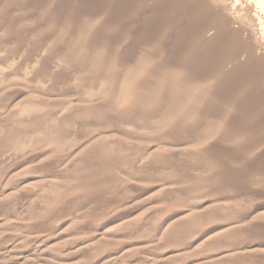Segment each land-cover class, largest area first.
I'll list each match as a JSON object with an SVG mask.
<instances>
[{
  "label": "bare ground",
  "instance_id": "6f19581e",
  "mask_svg": "<svg viewBox=\"0 0 264 264\" xmlns=\"http://www.w3.org/2000/svg\"><path fill=\"white\" fill-rule=\"evenodd\" d=\"M27 38H29V40H31V39L35 40L33 42V44L30 43L32 45H35L34 43L36 41H38L39 47L42 50L45 49L44 53H46L47 51L52 53V54L47 53L48 55H50L49 59H48V56L46 54H44V55H46V57H47L46 59H48V60L43 58V59H45L44 62H43V59H41L42 62L39 61L40 59H38V61H39L38 62L37 61L38 56H36L37 58L35 57L36 58V60H35L32 56H35L37 53H35L34 55L32 54L34 51L31 50V48H32L31 46H28L27 49H29V47H31L28 50V52L24 51V50H26V49H24L25 47H23L22 49H24L23 50L24 52H27L26 53L27 55L29 54V52L33 51L32 53H30V54H32V56L29 54L32 59L30 57H29L30 59L25 58V57L23 58L24 52L20 49L19 44L24 43L23 39L27 40ZM26 40H24V41L26 42ZM27 42H30V41L27 40ZM30 44L24 43L21 45L25 46V45H30ZM12 45H19V47L18 46L13 47ZM10 47L11 48L17 47L18 49H20L21 50L20 52L22 54L19 52L18 53H19V55L21 54L23 56L20 57L19 59H21V60L24 59L23 61L20 60V62L15 63L18 66H15V67L13 66L14 68L18 69L17 70L18 71L17 77H22V78L26 77L25 72L27 70L24 71V69L22 68V65L26 64L25 66H27V69H28L29 66L27 65V63L32 64V65H30L31 67L35 66L33 64L38 63L41 65V68H40L41 72L44 71V73H45L48 71L45 75V80L47 78L49 79L51 77L54 80L53 82L55 83L54 84L55 86L57 85V83L61 84V81H62L63 86L66 85L69 88L71 86L75 87L76 84L77 85L80 84L79 81H81V79H82L83 80V84L81 83L83 85L82 87L84 89L87 88L85 90L93 89L92 91L89 90L91 92H93V91L95 92L96 90H98L100 83L101 84H100L99 91L102 88L101 85H103V87H104V85H106V84L108 85V83L111 84L112 83L111 81H113L115 79V76H116L115 73L116 72L113 74V71L116 69H118V71L120 72L119 73L117 71L119 73L117 76H120L123 78L124 77L125 78L130 77L129 80L126 79V83H128V82L132 83L131 88H129V90L130 89H132V90H130V91L128 90L129 91L128 92L127 89L124 87L127 92L124 91V93L122 92V94H120L119 96L118 95H115V96H118V103L120 102L121 105L127 106L128 109H129V107H133L134 109L132 110V108H131L132 111L130 109H129L130 111L127 109L129 112H121V111L117 110L118 112L114 111V112L108 114L107 115L108 118L111 121H113V124L108 126L110 133H111V131H115V129L118 128V126L120 127V122L117 120H120L121 122H123L122 124H125V125L127 123H132V121H133L134 124L136 125V127L142 129V131H145L144 133H147V131H148V133H150L152 135L153 139L155 138V141L161 142L160 137L165 136V133L167 135L169 134V137L168 136L165 137V140H166L167 144H169L167 146L173 147V148L168 147V150H166V148H165V150L167 152L170 151V152H168V154H165L166 151L164 154H162L164 151L163 152L161 151L162 153L160 152V154H156L153 152V155L151 153V156H149V158H148L149 154L147 155V153H144L145 152V151H143L144 149H142L143 152L139 151L138 147H141V145L139 144L140 146H138V147L136 145L137 150L139 152H141L142 154L144 153L143 155L146 154L147 158L146 157H145L146 159L137 158V160H136L135 158L139 155V154H137L135 158L132 156L134 158V160H130V159H132V158H130L129 159L130 162H129L125 158V161H127L128 163H132L131 164L132 166L135 164L136 165L135 167H138L140 169V171H142V173L150 172L151 174L152 173L158 174V172H160V173L162 172L161 174H163V173L175 174V173H180L184 169H187L189 167H194L195 172L196 171H197V173L202 172L204 175L205 174L209 175L211 173L216 174L217 171H220V173H221L222 172L221 170L225 171V166H226L225 164H227L226 162L229 159L234 160V161H235V159L237 160L240 152L243 151L242 148L244 147V150L248 149V150H246V154H247V151H249L248 154L250 155L249 156L247 154L249 156L248 157L246 154L243 153L244 156L248 157V160H246V161L248 163H251V166H252V164L254 165L256 163L258 168L256 166L255 169H252L253 167H255V166H253L250 169V167H251V166L249 167L250 164L249 165L247 164L248 165L247 167L245 164L244 167L237 168V166L239 164L237 165L235 163L237 165L236 166L234 163H232V164H234V166H236V168H233L234 167L233 166L232 167L233 169L231 167H229V169H226L227 171H225V173H224V175H226L225 178L223 177L224 175L222 173L223 176L221 175L220 176L221 178L217 177V178H213V179L214 180L220 179L219 181L217 180V182H221V179L224 178V183L229 184L228 186H230L231 189L232 188L236 189V190H232V192L233 191L238 192L237 189L244 191L243 189H241L242 187L243 188L247 187L249 190V187H251L250 185L257 186V183L254 184L253 182L247 181L248 179L246 180L245 175H248L249 178H254L255 174H257V176L259 175V177H256V179L258 178V181L259 182L261 181V184H264V130H263L264 126H261L263 129L259 130V129H261V127L258 128L259 124L256 125L257 120L264 121V108H262V107H264V0H0V59H1L2 63L7 61L8 59H9L8 61H12V60H10L9 54H11V52H12L11 50H13V49H11ZM33 47L35 48V46H33ZM17 48H16V50H18ZM38 48L37 49L35 48V51L37 50L39 52L38 54H40L39 50H41V49H38ZM14 50H13V52H14ZM42 50H41V53L43 52ZM13 55L14 54H12V56ZM14 58H17L16 53L13 56V62H15ZM11 59H12V57H11ZM6 64H8V63H6ZM29 69H30V67H29ZM122 71H124V74H122L123 73ZM34 72H35V70H34ZM41 72L38 71L39 74H41ZM4 73H6V71ZM27 73H29V72H27ZM7 74H6V76H7ZM31 74H32V72H31ZM43 75L44 74H42L41 76H43ZM47 75L49 77H46ZM27 76H30V75H27ZM120 77H117V79L118 78L120 79ZM5 78H3V79H5ZM26 78H28V77H26ZM37 78H38V76H37ZM42 78H44V77H42ZM42 78L41 79L38 78V80L43 81ZM75 78H81V79L79 80V79H75ZM123 78H122V80H123ZM70 79H71V81H74V83H73L74 85H71L72 82H70ZM117 79H115V81ZM13 80H14V78H13ZM15 80H17V82H20L18 80V78H15ZM24 80H22L23 83H25V84L28 83L27 89H29V90H27V91H28L29 95L30 94L37 95L38 98L41 97L42 100H44L47 98L49 99L52 95H54L53 93H56L55 91L54 92L48 91L50 88H53L52 87L53 85L51 86V84H50L51 87L48 86L49 82H46L47 80L46 81L44 80L46 82V84L42 83V84H45L42 86H41V84L38 83V81L33 80V81L37 82V84H36L32 80H31V83H29L30 81L24 82ZM5 81L4 82L8 84L9 80H5ZM26 81H27V79H26ZM13 82H11V83L9 82V84H12ZM84 83H86V84L84 85ZM124 83H125V81H124ZM124 83H121V84L123 85ZM110 84H109V87H110ZM112 84L114 86V84H115L114 81ZM118 85H120V84L118 83ZM14 86H15V84H14ZM24 86H26V85H24ZM46 86H48V88H49L48 90H47ZM0 87H1V85H0ZM7 87H9V86H7ZM109 87H107V88H109ZM59 88H60V86H58V90H59ZM117 88L119 89L118 86H117ZM122 88L123 87L121 86L120 89H122ZM21 89L23 90V87ZM21 89L18 86V88H17L18 91H15V92H11V91L6 92V90H4L2 95L0 94L1 95L0 99L2 97H5V96L11 94V96H10L11 98L9 100V103H11V102L17 100V98H19L20 96H22L21 95L22 93L20 92ZM54 89L56 91H58L57 86H56V88L54 87ZM54 89H52V91ZM81 89H80V91H81ZM118 89H117V91H118ZM74 90H75V88H74ZM103 90L101 89L102 92H103ZM59 91L57 93H60ZM117 91H116V93L118 94V92H120L121 90H119L118 92ZM76 92H79V91H76ZM104 92H106V91H104ZM63 93H66V92L63 91ZM116 93H114V94H116ZM28 94L26 93V95H28ZM60 94L62 95V93H60ZM60 94H58L57 97H59ZM98 94H99V92H98ZM56 95H54V96H56ZM110 95H113V94H110ZM65 96H66L65 97V100H66L67 95H65ZM107 96H108V94H107ZM115 96L113 95V97H115ZM68 97L70 98V96H68ZM27 99H28V97H27ZM68 101H69V99H68ZM75 101H77V100H75ZM12 105L13 104H11V107H12ZM8 106H10V105H7V107ZM4 107H6V106H4ZM252 107H260V110L258 108L253 109ZM245 111L246 112L249 111V112L246 113ZM130 113H133L132 117L130 116ZM258 113H259V116H258ZM134 116L136 118H134ZM81 117L83 120L86 119L89 121L90 119L93 118V115H89L87 113H84L83 115H81ZM104 118H106V116ZM248 120H250V121L248 122ZM70 121L73 122V120H70ZM227 121H230V122H227ZM78 122H80V121H78ZM1 123H3V122L0 121V124ZM64 124H65V122H64ZM224 124H226L228 126L225 127ZM241 124H243V127L246 128V131L244 128H242ZM262 125H264V124H262ZM68 126H70V125H67V127ZM72 126H74V125H72ZM218 126H220V127L218 128ZM215 127H217L219 129L217 132L215 131ZM195 128H197V129L199 128L201 130V132L199 131L201 133L200 135H199L198 131H195V135L198 134V136H196V138H198V139L194 140V139H192V137H190V135H188V137H190V139L188 137H185L186 136L185 134L189 133V134H191V136H193V138H195V136L193 135ZM213 129L215 132L210 131ZM243 129L245 132L244 133L245 136L241 133V130H243ZM247 129L250 132H247L248 131ZM5 130H7V129H5ZM132 130H133V128H132ZM137 130H139V129H137ZM0 131H1V126H0ZM10 132H8V133H10ZM247 133H248V135H247ZM102 135H100V136H102ZM135 135H136V133H135ZM142 135L143 134H141V136ZM147 136H148V134H146V137ZM45 137H46V135H45ZM86 137L88 138L89 136L87 135ZM96 137H99V136H96ZM144 137L145 136L143 135V137H142L143 139L140 138V141L142 140V143H143L144 141L147 140V142L149 143V140L148 139L145 140ZM230 137H234L233 142L231 141L232 139ZM236 137H238V138H236ZM13 138H14V136H13ZM99 138H101V137H99ZM99 138H98V140H99ZM79 139H80L79 141H81L83 143L82 140H84V139H82V138H79ZM95 139H97V138H94V140ZM122 139H124V138H122ZM133 139H135V138H133ZM137 139H139V137ZM129 140H131V139H129ZM17 142L18 141L16 140V143ZM73 142H74V140H73ZM73 142H70V145L68 147H70L72 150L74 149L73 147H75L76 150L78 148V150L81 151L79 147H77L76 145H73ZM89 142H87L88 145H87V143L85 144V147L88 146V148L86 147L87 150L89 149L90 144H91V142L90 143ZM136 142L138 143V140ZM166 142H164V144ZM16 143H15V145H16ZM74 143L77 144L80 142H74ZM94 143H95V141H94ZM94 143H93V145H94ZM134 143H135V140H134ZM144 143H145L146 147L148 148L149 144L147 146L146 142H144ZM196 143L199 145H197ZM200 143L202 144V146ZM47 144H48V142H47ZM67 144H68V142H67ZM71 144L73 145L72 147H71ZM164 144H162V145H164ZM190 144H195L194 146L197 145L198 147L201 146L199 148L191 146L192 148L196 149L195 150L196 153L192 154V157L195 158V160L193 158H191V159H193L192 162L194 161V163H193L194 166L192 163L191 164L186 163L187 161L184 160L186 155L185 156L183 155L188 150H191ZM238 144H239V148H238ZM41 145L43 146V144H39L40 147H42ZM77 145L80 146L81 143H80V145L79 144H77ZM167 146L165 144V147H167ZM30 147H32V146H30ZM35 147H38V146H35ZM51 147H54V146H51ZM146 147L144 146L143 148H146ZM240 147H241V149H240ZM33 148H34V146H33ZM47 148H48V146L45 147V149H47ZM100 148H101V146H100ZM147 148L145 149L146 151L150 150L152 147L151 148L149 147L150 149H148V150H147ZM158 148L159 147H157V149ZM45 149L42 148V150L44 152H45ZM49 149H51L50 145H49L48 150ZM90 149H92V147ZM126 149L124 148V150H126ZM170 149L171 150L173 149L172 150L173 152ZM83 150H85V148H83ZM124 150H122V151H124ZM134 150H136V148H134ZM152 150L155 151V149H152ZM159 150H161V149H159ZM162 150H164V149L162 148ZM239 150H241V151H239ZM52 151H53V149H52ZM54 151L56 152L55 148H54ZM102 151H104V150H102ZM33 152H34V150H33ZM38 152H39V149H38ZM77 152H76V154L74 153L75 157L77 154L80 156L85 151H82L80 154H79V152L78 153ZM193 152H194V149L191 153H193ZM40 153H41V151H40ZM48 153L50 156L51 152L49 151ZM61 153H62V151H61ZM68 153L69 152H67V155H68ZM188 153H190V152H188ZM58 154H60V153H58ZM62 154H61V156L63 157ZM42 155H43V153H42ZM74 155H73V157H74ZM182 155L184 158H181ZM204 155H206L207 157H205ZM6 156H7V154H6ZM56 156H57V153H56ZM71 156H72V154H71ZM82 156H84V155H82ZM108 156H109V154H108ZM188 156H190V154H188L186 156V159ZM240 156H242V154ZM39 157H40V154H39ZM44 157H46V156L44 155ZM65 157H66V155H65ZM65 157H63L62 159L60 158V159L65 160L64 159ZM126 157H128V155ZM209 157H211V158L216 157L214 159L212 158V160H214V162L212 161L213 164L218 162L222 158H228V160L225 159V161H224L225 163L220 162L221 165H219L220 163H218V165L215 164L217 167L214 169V166H213L212 167L213 170H211V168H210L211 166L209 164H211V165H213V164L210 163V159H209V161L207 160ZM243 157H242V160H241V157L238 159L239 160L238 163L241 162L243 164L246 162V161H243ZM247 157L245 159H247ZM95 158H96V156H95ZM204 158H206V160ZM66 159H67V157H66ZM102 159H104V158H102ZM215 159H217V160L219 159V160L216 161ZM66 161L68 162L69 159H67ZM188 161H190V160H188ZM196 161H198V162H196ZM237 161H235V162H237ZM59 162H61V161H59ZM59 162H56L57 164L56 163H54V164L58 165ZM228 162L231 165V162L230 161H228ZM66 163H64L63 166L67 165V167H68L69 162H68V164H66ZM99 165H102V164H99ZM99 165L97 164V167L100 168ZM103 165H104V163H103ZM230 165L228 164L226 166V168ZM55 166H54V168H52L53 167V163H52L51 168L53 169L54 172H52V169L50 167L48 169L46 168V170L52 172L51 176L55 175L54 177H57V178H59L58 176H60V177L66 176V174H64L65 173L64 167H59V166L55 167ZM126 166H128V164ZM71 167H72V165H71ZM239 167H240V165H239ZM93 168H94V166H93ZM7 169H9V168H7ZM11 169H12V167H11ZM66 169H65V171H67ZM69 169H71V168H69ZM100 169H97V170H100ZM129 169H131V167H129ZM139 169H138V171H139ZM243 169H244V171H243ZM133 170L137 171V168L133 169ZM187 170H190V169H187ZM191 170H193V169L191 168ZM89 171H90V169H89ZM125 171L126 170H124V173H126ZM128 171L130 172V170H128ZM143 171H145V172H143ZM115 172H116V170H115ZM191 172L192 171H190V172L187 171L188 174H190ZM46 173H47V171H46ZM96 173H95V175H96ZM160 173H159V175H160ZM182 173H180V174H182ZM220 173H217V174H220ZM3 174L6 175V173H3ZM82 174H83V172H82ZM116 174H117V172H116ZM146 174H148V173H146ZM168 174H165V175H168ZM5 175L3 177L1 176L2 178L0 179V189L1 190L5 189L7 187V185L5 184V181H7V180H5ZM48 175H50V174H48ZM103 175L105 176V174H103ZM126 175H127V173H126ZM172 176L169 175V177H172ZM197 176H199V174ZM147 177L149 179L153 178V176L152 177L147 176ZM154 177H156L155 174H154ZM209 177H210V175H209ZM209 177H207V178H209ZM212 177H216V176L212 175ZM42 178H44V177H42ZM48 178H50V177H48ZM177 178H178V176H177ZM200 178H202V177H200ZM203 178L202 179L206 182L207 181L206 177L203 176ZM6 179H10V178L6 177ZM114 179L116 180V178H114ZM162 179L163 178L161 177V180ZM46 180L48 181V179H46ZM54 180H56V179L54 178ZM125 180H123V181L121 180V181L124 182ZM158 180L160 182V179H158ZM178 180H177V184H178ZM212 180L210 181V185H211ZM154 181H155V179H154ZM156 181H157V179H156ZM166 181L167 180H165V182ZM172 181L170 182L171 186H172V184H174V183H172ZM196 181L197 180H195V182ZM208 181H209V179H208ZM215 181H213V182H215ZM251 181H252V179H251ZM126 182H129V181L126 180ZM163 182H164V179L160 182V184ZM200 182H203V181H199V183ZM205 182L201 183V185H203ZM213 182H212V184H214ZM7 183H8V181H7ZM84 183H85V181H84ZM170 183L168 182V184H170ZM207 183H209V182H207ZM222 183H219V184H222ZM30 184H31V182H30ZM30 184H29V186H30ZM56 185H57V183H56ZM85 185H86V183H85ZM103 185H102V187H104ZM197 185H198V183H197ZM205 185H204V188H205ZM208 185H206V186H208ZM78 186L80 187L81 185L78 184ZM121 186H123V185H121ZM164 186H162L161 188H163ZM175 186H177V185H175ZM224 186H226V184H224ZM259 186H261V185L259 184L258 187ZM166 187H167V190H168V187H169V189L172 188V187H170V185L169 186L167 185ZM263 187H261V188H263ZM65 188H66V186H65ZM87 188H88V186H87ZM182 188H184V187H182ZM187 188H190V187H187ZM221 188H219V189H221ZM17 189H15V190H17ZM74 189L72 188V190H74ZM142 189H144V188H142ZM192 190H194V189H192ZM195 190L197 191V189H195ZM206 191H209V190L207 189ZM47 192H49V191H47ZM11 193H13V192H11ZM66 193H67V191H66ZM200 193H199V195H200ZM227 193H228V191H227ZM248 193H249L248 194V196H249L251 193L250 192H248ZM103 194H105V193H103ZM201 194H203V192ZM214 194H215V192H214ZM217 194L218 193H216V195ZM235 194H234V196L231 194H228V195H230V196H228L226 194L228 196V199H227L226 195L224 196L225 197L224 199H227V201L228 200L234 201L237 198V196H239V195L236 196ZM253 194H254V192H253ZM71 195H72V193H71ZM218 195H217V197H218ZM257 196H258V191H257ZM252 197H251V199H252ZM259 197H260V199H258L257 201H259V200L260 201L258 203V206H255V207L257 208V211L258 212L260 211L259 213L262 214V213H264V190L261 191ZM3 198H4V195H3ZM92 198H93V196H92ZM199 198H197V199H199ZM25 199H26V197H25ZM193 199H194V197H193ZM203 199L201 198L198 201H201V200L203 201ZM210 199H212V198H210ZM245 199H243V201L246 202ZM256 199L257 198H255V200ZM22 200L23 199H20V201L23 203ZM135 201L137 203L138 200H135ZM191 201L194 202V200H192V198H191ZM24 202H25V200H24ZM98 202H100V201H98ZM139 202H142V201H139ZM195 202H196V200H195ZM209 202H210L209 205H208V203H207V205L205 204L206 206H204L205 207L204 210L207 209V207H210V209H211V207H213V208L215 207L217 209L216 205L218 206L220 203L222 204V200L218 201V200H216V198L212 201H209ZM228 202L230 204L231 201H228ZM238 202H239V200H238ZM238 202H236V203H238ZM249 202H251V201H249ZM133 203H135V202H133ZM167 203H169V202H167ZM184 203H186V201ZM211 203H212V205H211ZM246 203H248V202H246ZM180 204H182V203H180ZM187 204H190V203H187ZM195 204H197V203H195ZM232 204H234V202ZM169 205H171V204H168V206ZM202 205L203 204L200 203V206H202ZM238 205H239V203L237 204V206ZM250 205H252V204H250ZM174 206H175V204H174ZM223 206H224V204H223ZM230 206H231V204H230ZM230 206H228V207H230ZM240 206H241V204H240ZM248 206H249V204H248ZM235 207H236V205H235ZM6 208L11 209L10 211L14 210V209L12 210V207L8 203H6ZM198 208H197V211H198ZM200 208H202V207H200ZM250 208L253 209L254 207H250ZM194 210H196V209H194ZM200 210H202V209H200ZM187 211H185L186 212L185 215L188 217L187 213L192 214L191 213L192 209L187 210ZM240 211H242L241 208H240ZM252 211L249 209L246 212L247 214L242 215L243 216L242 217V223L246 222L244 224H247V227H245V228L250 227L252 225V222L258 220L257 218H260L262 215L264 217V214H262V215L259 214L260 217H258V214L256 216V215H254V213H252ZM204 212H206V211H204ZM217 212H218V210H217ZM156 213H158V212H156ZM212 214L210 215V217L212 216ZM224 214L226 215V213H224ZM229 214H231V213H229ZM204 215H206V214H204ZM225 215H223V216H225ZM136 216H137V214H136ZM254 216L257 218H255ZM161 217H163V216H161ZM208 219H210V218H208ZM262 219H264V218H262ZM5 222H7V221H5ZM256 222H258V221H256ZM241 225L242 224L240 223V225H236V227L239 226V228H240ZM159 226H158L159 230L157 229V231H159V232L161 231V234L163 235L164 233H162V232L165 231V229H164L165 227L168 229L169 223L167 225V222L163 220L160 228H159ZM197 226L199 227L200 225H197ZM243 226H245V225H243ZM243 226H241V227H243ZM100 227H102V226H100ZM200 227H202V226H200ZM195 228H197V227L195 226ZM98 229L102 232L101 235H103V236L105 235V237H106V235L108 236V234L112 233V231L114 230V228L111 226H106V227L103 226V228H98ZM249 229H247V230H249ZM226 230H228V229H226ZM197 232L193 237V242H196V243L200 242L198 240H200V237H201V235H200L201 232L198 235H197ZM206 232H208V231H206ZM238 232H240V230ZM217 233H219V232H217ZM165 234H166V232H165ZM257 235H259V234H257ZM97 237H98V235H97ZM259 238H260V236H259ZM99 239H101V236L99 237ZM255 239H254V242H251L249 247H253V249L251 248V250H253V251L259 250L261 252L262 250H264L263 249L264 248V241L261 242L258 238L257 239L259 241L258 240L255 241ZM97 242H99V241H97ZM167 244H169V243H167ZM247 244H246V246H248ZM199 247H200V245H199ZM236 248L239 249L240 247H235V249ZM243 248H244V246H243ZM227 249L230 250L229 248H227ZM232 249L233 248H231V250ZM251 250L248 249V251H250V252H251ZM237 251H239V250H236V253H239L240 251H243V250H240L239 252H237ZM221 252L223 253V251H221ZM245 252H247V250ZM262 252H264V251H262ZM231 253H233V252H231ZM231 253H230V251L224 252L225 257H226V255H227V257L230 256ZM242 253H244V252H242ZM234 255H231V256L235 257ZM261 255H264V253ZM237 256H238V254H237ZM227 257L225 259H227ZM220 258H222L221 255H220ZM228 258H230V257H228ZM223 259H224V257H223ZM217 263H218V261H217ZM246 264H264V258L261 260L256 259V260L250 261L249 263L246 262Z\"/></svg>",
  "mask_w": 264,
  "mask_h": 264
},
{
  "label": "rangeland",
  "instance_id": "374dc122",
  "mask_svg": "<svg viewBox=\"0 0 264 264\" xmlns=\"http://www.w3.org/2000/svg\"><path fill=\"white\" fill-rule=\"evenodd\" d=\"M24 40H26V39H23V42L25 44L26 43H28V44L32 43L33 44V42L35 41L33 39L29 40V38H27V40L30 42H27V40L25 42ZM24 43H21V44H24ZM21 44H19V45H20V49L22 51L24 49H26L24 51L28 52V50L32 47L31 50H33L34 52L31 51V52H29V54L32 52H33L32 53L33 55L35 53H37V54L39 53L37 50H36L37 52L35 51V48L37 49L39 47L38 41H36L34 43L35 45L30 44V45L24 46ZM19 45H12V46L13 47L14 46L19 47ZM28 46H31V47H29V49H27ZM33 46H35V48ZM23 47H25V48L22 49ZM16 48L17 47L11 48V49H13V50L15 49V50H14V52H13V50H11L12 52L10 51L11 54H9L10 60H12V61H8L9 60L8 59L7 61L2 63L1 59H0V77H1L0 78V85H1L0 94L2 95L4 90H6V92H8V91L15 92V91H18L17 90L18 86L20 89L23 87V90L21 89V91H20L22 93L21 94L22 96L17 98V100L9 103V100L11 98L10 97L11 94L7 95L5 97H2L0 99V121L3 122L0 124V126H1V131H0V179L5 175L3 173H6L7 176L5 175V180L8 181V183H7V181H5V184L7 185V187L3 190L0 189V196H1L0 197V264H215V263L216 264H246V262L249 263L250 261H253L256 259L261 260L264 258V255H261L264 253V252H262L264 250H262L261 252L258 249H257L258 251H256V250L253 251V250H251V248L253 249V247H249L251 242H254L255 238H256L255 241L258 239L261 242L264 241V222H263L264 219H262V218H264L262 215L264 213H262V214L259 213L260 211L258 212L257 208L255 207V206H258V203L260 201V200L259 201H257V200L260 199L259 195H260L261 191L264 190V187H263L264 184H261V181L259 182L258 178L256 179V177H259V175L257 176V174H255V173H254L255 179L249 178L248 175H245L246 180L248 179L247 181L253 182L254 184L257 183V186L250 185L251 187H249V190L247 187H244L245 189L247 188L246 190L242 187L241 189H243L244 191L237 189L238 192L237 191L232 192V190H236V189H233V188L231 189V187L228 186L229 184L224 183V178L226 176V175H224V173H225V171H227L226 169H229V167L232 168L235 163L237 165L238 164L240 165V167H239V165L237 166L235 164L237 166V168L244 167L245 164H246V167L249 164H250L249 167L251 166V163H248L246 161V160H248V157L250 156L248 154L249 151H247V154L249 156L246 154V150H248V149L244 150V147H243L242 149L244 152L239 150L242 153L240 152L238 159L241 157V160H242V157L244 156L243 153L248 156V157L247 156L243 157V161H246L243 164L241 162L238 163L239 162L238 159H237L238 161L235 159V161H237V162H235L234 160H230V159L228 160V158H222L223 160L220 158L221 160L218 159L219 161L217 159H215L218 162L215 161L216 163L213 164L212 161L214 162V160H212V158L214 159L216 157H212V158L209 157L207 160L209 161V159H210V163L213 164V165L209 164L211 166V167L209 166L211 168V170H213V168H212L213 166H214V169L217 167L215 164L218 165V163L224 162L225 159L231 162V165L228 161L226 162L227 164H225V165L227 166L229 164L230 166H228L227 168L225 166V171L221 170L222 171L221 173H220V171L216 172V174L217 173H220V174L216 175V174L211 173L213 176H216V177H212L211 174H209L210 175V177H209V175H206V174L204 175L202 172L197 173V171L195 172L194 167L187 168L190 170L184 169L182 171L184 174L182 172H180L182 174H180V173H175V174L163 173V174H161L162 172L161 173L158 172V174L154 173L157 178L154 177L153 173L151 174L150 172H145V171H143L145 173H142V171H140V169L138 167H135L136 166L135 164L132 166L131 165L132 163H128L127 161H125V158H126V160H128L130 162V160H134L136 155L139 154L135 158L136 160H137V158L146 159L147 157H146V154L143 155L144 153H147V155L149 154L148 155V158H149V156H151V153H152V155H153V152L156 154H160L161 151L162 152L164 151L163 153L161 152L162 154H164L165 151L168 150V147H172V146H167L169 144H167V142L165 140V137H167V136L169 137V134L167 135L165 133V136L160 137L161 142L155 141V138L153 139L152 135L150 133H148V131H147V133H144L145 131H142V129L136 127V125L134 124L133 121H132V123H127L126 124L127 126H126L125 124H122L123 122H121L120 120H117L120 122V127L118 126V128H116L115 131H111L112 134L110 133L108 126L113 124V121H111L107 115L114 112V111H117V110H119L121 112H129L131 110V108H132V110L134 109L133 107H129V109H130L129 110L127 106L121 105L120 102L118 103V96L120 94H122V92L124 93V91L127 92L129 90V88H131V86H132L131 85L132 83H130L128 81H127L128 83H126V79L129 80L130 77H128V78L124 77L123 78V77L117 76L120 72L118 71V69L114 70L113 74L116 72L117 74L115 73V75L117 77H120L121 80L123 78L125 83L123 80H122L123 81L122 82L119 78L117 79V77L115 76V79H117L118 81L117 80L115 81V79L113 80L115 83L114 86L112 84L113 81H111L112 82L111 84L108 83V85L107 84L104 85V87H103V85H101V87H102L101 89L102 90L104 89L103 92L101 91V89H100L101 92L99 91L101 83L99 84L98 90H96L95 92L94 91L91 92L93 89L88 88L89 90H91V91H89V90H85L87 88L84 89L82 87L83 86L82 85L83 80L81 78H75V79H79V80L81 79V81H79V82H80V84L82 83L81 85L76 84L75 87L73 86L75 88V90L71 86V85H74L73 84L74 81H71V79H70V82H72V84L70 86L72 88L71 87L69 88L66 85L63 86L62 81H61V84L57 83V85H56L57 90H58V86H60V88L64 92H66V93H63V91L59 88L60 91L59 90L58 91L60 93H62V95H61L60 93H57L58 91H56L54 89V87L56 88V86L54 85L55 84L53 82L54 80L51 77L49 79L47 78L48 79V80L46 79L47 81L45 80V75L48 71L45 73H44V71L41 72L40 71L41 65L38 63L33 64L35 66L38 64L36 67L35 66L31 67L30 65H32V64L27 63V65L30 67V69L28 67L29 70L27 69V66H25L26 64L22 65V68L24 69V71L27 70L25 72L26 77H28L30 80L26 77H24V78L17 77L18 76V74H17L18 69L14 68V67L18 66V65H16L15 63L20 62L21 59H19V58L22 57L23 55H21L22 54L20 52L21 50L18 48H17L18 50H16ZM38 49H41V48L39 47ZM41 50H39L40 54H38V55L37 54L35 56H32V54H30V55L35 60L37 58L36 56H38L37 61H38V59H40L39 61H41V62H42L41 59L47 58L46 55L48 56V59H49L50 55H48V54L50 52L47 51L46 53H44L45 49H43L42 50L43 52L41 53ZM18 52L21 53L20 54L21 56L19 55ZM27 52L23 53L24 54L23 58L24 57L25 58H29V57L31 58V56L29 54H28L29 56L26 54ZM15 53H16L17 58H14L15 62H13V56L15 55ZM12 54H14V55L12 56ZM44 54H46V55H44ZM50 54H52V53H50ZM11 57H12V59H11ZM45 59H43V62L45 61ZM48 59H46V60H48ZM23 60L24 59H22L21 61H23ZM6 63H8V64H6ZM4 70L6 71V73H4L5 72ZM34 70H35V72H34ZM38 71L41 72V74H39ZM27 72H29V73H27ZM31 72H32V74H31ZM122 72L121 73L124 74V71H122ZM6 74H7V76H6ZM42 74H44V75L41 76ZM27 75H30V76H27ZM37 76L39 79L44 77L42 79H43V81L45 80L46 82H49L48 83L49 85L47 84L48 86H50V84H51V86L53 85L52 86L53 88H50V89L48 88V86H46L47 90L49 89L48 90L49 92L55 91L56 93H53V94L54 95L57 94V95L56 96L52 95L49 99L47 98L44 100H42L41 97L38 98L37 95H33V94L29 95L28 91H27V90H29V89H27L28 83L25 84V83H23L22 80L25 79L24 82L30 81L29 83H31V80L32 81L35 80V81H38V83L41 84V86L45 85L46 82L38 80ZM2 77L3 78L6 77V78L3 79ZM46 77H49V76L47 75ZM13 78H14V80H13ZM15 78H18V80L20 82H17V80H15ZM26 79H27V81H26ZM5 80H9L8 84L5 83L6 82ZM35 81H33V82H35ZM9 82L10 83L13 82L12 83L13 85L9 84ZM4 83L9 87H7ZM35 83L37 84V82H35ZM42 83H45V84H42ZM118 83L120 85H118ZM121 83H124V84L122 85ZM14 84H15V86H14ZM85 84L86 83H84V85ZM109 84H110V87H109ZM24 85H26V86H24ZM117 86L119 87V89L117 88ZM121 86L123 87L122 89H120ZM107 87H109L110 89ZM124 87L127 89V91ZM52 89H54V90L52 91ZM80 89H81V91H80ZM114 89L116 91H117V89H118V91L121 90L120 91L121 93L117 91L118 92V94H117ZM130 90H132V89H130ZM76 91H79V92H76ZM97 91L99 92V94ZM104 91H106L107 93ZM26 93L28 95H26ZM114 93H116V94H114ZM58 94H60L61 96L59 95V97H57ZM107 94H108V96H107ZM110 94H113L114 96L115 95H118V96L113 97V95H110ZM65 95H67L66 100H65V97H66ZM68 96H70V98ZM27 97H28V99H27ZM68 99H69V101H68ZM75 100H77V101H75ZM11 104H13L12 107H11ZM7 105H10V106L7 107ZM4 106H6V107H4ZM252 108L253 109L258 108L260 110V107H252ZM262 108H264V107H262ZM247 112H249V111H247ZM84 113H87L89 115H93V118L90 119L89 121L86 119L83 120L81 115H83ZM105 116H106V118H104ZM130 116L132 117L133 113H130ZM258 116H259V113H258ZM134 118H136V117L134 116ZM70 120H73V122L76 125ZM78 121H80V122H78ZM249 121L250 120H248V122ZM64 122L66 125L64 124ZM227 122H230V121H227ZM263 122L264 121H260V120L256 121V125L259 124L258 128H260L261 126H264V125H262V124H264ZM71 124L74 126H72ZM67 125H70V126L67 127ZM224 125H225V127L228 126L226 124H224ZM241 125H242V128H244L246 131V128L243 127V124H241ZM219 127L220 126H218V128ZM4 128L7 130H5ZM132 128H133V130H132ZM218 128L215 127L216 132L219 130ZM263 128L261 127V129H259V130H262ZM137 129H139V130H137ZM244 129L241 130V133L243 135L245 133ZM195 131H198L199 135L201 134L200 133L201 130L199 128L198 129L195 128V130L193 132L194 134L192 133L195 136V138H193V136H191V134H189V133L185 134L186 135L185 137H188V135H190V137H192V139H194V140L198 139V138H196V136H198V134L195 135ZM210 131L215 132L214 129L210 130ZM8 132H10V133H8ZM134 132L136 133V135ZM247 132H250V131L248 130ZM140 133L145 136L144 137L145 140L146 139L149 140V143L147 142V140L146 141L143 140V141L146 142L147 146L149 144V147L150 148L152 147L151 149L149 147L147 148L145 143L144 142L142 143V140L140 141V138L143 139L142 138L143 135L141 136ZM99 134L100 135L103 134V135L100 136ZM146 134H148L147 137H146ZM45 135H46V137H45ZM87 135L89 136L88 138L86 137ZM247 135H248V133H247ZM13 136H14V138H13ZM96 136H99L101 138L96 137ZM138 137H139V139H137ZM190 137H188V138L190 139ZM79 138L84 139V140H82L84 144L81 141H79L80 140ZM94 138H97V139L94 140ZM98 138H99V140H98ZM122 138H124V139H122ZM133 138H135V139H133ZM230 138L232 139V140L231 139L230 140L233 142L234 137H230ZM236 138H238V137H236ZM129 139H131V140H129ZM16 140L18 141L17 143H16ZM73 140H74V142H80L81 145H80V143H77L80 145V146H78L77 144H75L73 142ZM134 140H135V143H134ZM137 140H138V143L136 142ZM89 141L90 142L92 141L93 143L95 141L94 145L92 142L90 144L89 149L92 147V149H90L91 151L89 149L88 150L86 149V147L88 148V146L85 147V144ZM47 142H48V144H47ZM67 142H68V144H67ZM70 142H73V145H76L77 147H79L81 151H79L77 147H76L77 150L75 149V147H73L74 151L70 147H68L70 145ZM164 142H166L165 144L167 147H165ZM15 143H16V145H15ZM39 144H43V146L41 145L42 147H40ZM139 144L141 145V147H138V146H140ZM162 144H164V145H162ZM29 145L32 147H30ZM49 145H50L51 149L48 150ZM73 145L71 144V147ZM87 145H88V143H87ZM136 145L139 148V151H142V149H144L143 151H145V152L143 154L141 152H139L137 150ZM143 145L147 148V150L148 149H150V150L146 151L145 150L146 148H143L144 147ZM194 145L195 144H190L191 150H188L185 154H183L184 156L185 155L187 156L188 154H190V156H188L187 159L190 160L191 162L188 161L186 159V156H185L184 160L187 161L186 163H189V164L194 163V161L192 162V160L193 159L195 160V158L192 157V154L196 153L195 152L196 149L191 147ZM197 145H199V144H197ZM197 145L194 147H198ZM33 146H34V148H33ZM35 146H38L39 148L35 147ZM46 146H48L47 149H45ZM51 146H54V147H51ZM100 146H101V148H100ZM201 146H202V144H201ZM201 146H199V147H201ZM157 147H159V148L157 149ZM42 148L45 149V152L42 150ZM54 148H55L56 152L54 151ZM83 148H85V150H83ZM124 148L125 149L127 148L126 149L127 151L124 150ZM134 148H136V150H134ZM162 148L164 150H162ZM165 148H166V150H165ZM238 148H239V144H238ZM38 149H39V152H38ZM52 149H53V151H52ZM152 149H155V151ZM159 149H161V150H159ZM193 149H194V152L191 153L193 151ZM240 149H241V147H240ZM33 150H34V152H33ZM102 150H104V151H102ZM122 150H124V151H122ZM40 151H41V153H40ZM47 151L48 152L50 151L51 153L52 152L53 153L52 154L50 153V156H49V153ZM61 151L63 154L61 153ZM66 151L69 152L68 155L70 157L67 155ZM77 151L79 152V154L82 151H85V152H83L80 155L81 157L78 154H77L78 156L76 155V157H75L74 153L76 154ZM168 152H170V151H168ZM168 152L166 151L165 154H168ZM188 152H190V153H188ZM42 153H43V155H42ZM56 153H57V156H56ZM58 153H60V154H58ZM107 153L109 154L110 157L108 156ZM6 154H7V156H6ZM39 154H40L41 158L39 157ZM61 154L63 155V157H65V155H66L67 159H69V161H68L69 164L66 161L67 160L66 157L64 158L65 160H61L63 158L61 156ZM71 154H72V156H71ZM241 154H242V156H240ZM44 155L46 157H44ZM73 155H74V157H73ZM82 155H84V156H82ZM127 155H128V157H126ZM140 155L141 156L143 155V156L141 157ZM183 155L181 156V158H184ZM95 156L97 159L95 158ZM204 156L207 157L206 155H204ZM246 157H247V159H245ZM102 158H104V159H102ZM130 158H132V159H130ZM191 158H193V159H191ZM204 159L206 160V158H204ZM59 161H61L62 163ZM56 162H59L58 165H56L57 164ZM196 162H198V161H196ZM52 163H53V167H52ZM54 163H56V164H54ZM64 163L68 164V167H67V165L63 166ZM103 163H104V165H103ZM126 163L128 164V166L130 165L129 167H131V169H129V167L126 166L127 165ZM232 163H234V164H232ZM97 164L98 165L102 164V165H99L101 169L99 167H97ZM55 165L59 166V167H64L65 169L67 168L66 170L68 172L65 171V169H64L65 173L63 172L64 174H66V176H64V177L58 176L61 180L57 177H54L55 175L51 176V173L54 172L52 168H54ZM71 165H72V167H71ZM219 165H221V163ZM93 166H94V168H93ZM193 166H194V164H193ZM236 166H234L233 168H236ZM253 166H255V167H253ZM256 166H257L256 163L254 165L252 164L250 169L252 167H253L252 169H255ZM11 167H12V169H11ZM49 167L50 168L52 167L51 168L52 172L46 170V168L48 169ZM7 168H9L10 170ZM69 168H71V169H69ZM122 168L123 169L125 168L124 170H126L125 172L127 173L128 176L126 175V173H124V170ZM136 168H137V171L133 170ZM191 168L193 170H191ZM257 168H258V166H257ZM89 169H90V171H89ZM97 169H100V170H97ZM138 169H139V171H138ZM115 170H116L117 174H116ZM128 170H130V172ZM186 170L188 172H190V171H192V172L190 174H188ZM46 171H47V173H46ZM243 171H244V169H243ZM82 172H83V174H82ZM94 172L95 173L97 172L98 174L96 173V175H95ZM146 173H148V174L150 173V174L148 175ZM159 173H160V175H159ZM222 173L224 176L222 175ZM48 174H50V175H48ZM103 174H105V176ZM165 174H168V175H165ZM198 174H199V176H197ZM169 175L170 176L173 175V176L169 177ZM221 175L224 177L223 179H221V182H217L218 179L217 180L215 179L216 181L213 179V178H217V177L221 178L220 177ZM147 176H150V177L153 176V178L149 179ZM177 176H178V178H177ZM203 176L206 177V179H207L206 182L203 180L204 179ZM6 177L10 178V179H6ZM42 177H44V178H42ZM48 177H50V178H48ZM161 177L164 179V182L160 184V182L163 180V179L161 180ZM200 177H202L203 179ZM207 177H209V178H207ZM54 178L56 180H54ZM114 178H116V180ZM46 179H48V181ZM125 179L129 182H126ZM154 179H155V181H154ZM156 179H157V181H156ZM158 179H160V182ZM208 179H209V181H208ZM251 179H252V181H251ZM121 180L122 181L125 180V181L122 182ZM165 180H167V181L165 182ZM177 180H178V184H177ZM195 180L203 181L205 183L203 185H201V183H203V182L199 183V181L195 182ZM211 180H212V182L215 181V182H213L214 184H212V182H211L212 186L210 185ZM84 181H85L86 185H85ZM171 181H172V183H174V184H172V186L170 183ZM30 182H31V184H30ZM168 182L170 184H168ZM207 182H209V183H207ZM56 183H57V185H56ZM197 183H198V185H197ZM219 183H222V184H219ZM29 184H30V186H29ZM78 184L81 186L79 187ZM205 184L206 185L209 184V185L206 186ZM224 184H226V186H224ZM259 184L261 186L258 187ZM102 185L104 187H102ZM121 185H123V186H121ZM161 185L162 186L165 185L164 186L165 188L164 187L161 188L162 187ZM167 185L168 186L170 185V187H172V188L169 189V187H168V190H167V187H166ZM173 185L174 186L177 185V186L174 187ZM204 185H205V188H204ZM65 186L67 189L65 188ZM87 186H88V188H87ZM182 187H184V188H182ZM187 187H190V188H187ZM261 187H263V188H261ZM72 188L73 189L75 188V189L72 190ZM142 188H144V189H142ZM219 188H221V189H219ZM15 189H17V190H15ZM192 189H194V190H192ZM195 189H197V191ZM207 189L210 192L206 191ZM47 191H49V192H47ZM66 191H67V193H66ZM199 191L201 193L203 192V194H201ZM227 191H228V193H227ZM257 191H258V196H257ZM11 192H13V193H11ZM214 192H215V194H214ZM248 192H250L252 195L250 194L248 196V194H249ZM253 192H254V194H253ZM71 193H72V195H71ZM103 193H105V194H103ZM199 193H200V195H199ZM216 193H218L220 196L217 194L218 195V197H217ZM226 194L227 195L231 194L233 196L235 194L236 196L237 195H239V196H237L236 199L234 198L235 199V200L233 199L234 201L228 200V201H231L232 203L234 202V204H232L230 202V204H231V206H230L229 202L227 201L228 196H230V195L227 196ZM3 195H4V198H3ZM225 195L227 196V199H224ZM92 196H93V198H92ZM195 196L196 197L198 196L197 198H199V197L200 198L197 199ZM25 197H26V199H25ZM193 197H194V199H193ZM251 197H252V199H251ZM38 198L39 199L41 198V199L39 200ZM191 198H192V200H194V202L191 201ZM201 198L202 199L204 198L203 201L205 203L202 200L198 201ZM210 198H212V199H210ZM215 198L218 201L222 200V204L220 203L219 204L220 206L218 205L219 207L216 205L217 209L215 207L214 208L211 207V209H212L211 210L210 207H207V209L204 210V208H205L204 206H206L207 203L209 205L210 204L209 201H212ZM255 198H257V199L255 200ZM20 199H23L22 200L23 203L20 201ZM243 199H245L246 202H248V203L243 201ZM24 200H25V202H24ZM135 200H138L137 203ZM195 200H196V202H195ZM238 200H239V202H238ZM248 200L251 202H249ZM98 201H100V202H98ZM139 201H142V202H139ZM183 201L184 202L186 201V203H184ZM133 202H135L137 205ZM167 202H169V203H167ZM236 202L239 203L238 206H237L238 203H236ZM6 203H8L12 207V210L13 209L14 210L10 211L11 209H7ZM180 203H182V204H180ZM187 203H190L191 205L187 204ZM195 203H197V204H195ZM200 203L203 205L200 206ZM168 204H171V205L168 206ZM174 204H175V206H174ZM223 204L225 207L223 206ZM240 204H241V206H240ZM248 204H249V206H248ZM250 204H252V205H250ZM211 205H212V203H211ZM235 205H236V207H235ZM228 206H230V207H228ZM196 207L197 208L199 207L198 208L199 212L197 211ZM200 207H202V208H200ZM250 207H254V208L251 209ZM240 208L242 209V211H240ZM190 209H192V212H191L192 214L187 213V215H188V217H187L185 215L186 214L185 211L190 210ZM194 209H196V210H194ZM200 209H202V210H200ZM249 209L251 211L253 210L252 213H254V215L257 216V214H258V217H260L259 216V214H260L262 216L260 218H257L254 216L255 218L258 219V220H256L258 222L253 220L254 222H252V225L248 228H245V227H247V224H244L246 222L242 223V217H243L242 215L247 214L246 212ZM217 210H218V212H217ZM204 211H206V212H204ZM156 212H158V213H156ZM223 212L226 213V215ZM210 213L214 214V215L212 214V216H211L212 218L210 217V215H211ZM229 213H231V214H229ZM136 214H137V216H136ZM204 214H206V215H204ZM223 215H225V216H223ZM161 216H163V217H161ZM208 218H210V219H208ZM163 220L167 222V225L169 223V227L167 226L168 229L165 227L164 228L165 231L162 232L164 234L166 232L165 235L164 234L162 235L161 231L160 232L157 231L158 226L159 225L161 226V223L163 222ZM5 221H7V222H5ZM240 223L242 224L241 226H243V225H245V226H243V227L240 226V228H239V226L236 227V225H240ZM197 225H200L202 227H200V226L198 227ZM100 226H102V227H100ZM103 226L104 227L111 226L114 228V230L112 231V233L108 234V236L106 235V237H105V235L104 236L101 235L102 232L98 229V228H103ZM160 226H159V228H160ZM195 226L197 228H195ZM226 229H228V230H226ZM247 229H249V230H247ZM239 230H240V232H238ZM206 231H208L209 233ZM196 232H197V235L200 234V232H201L200 240H198L200 242L197 241L199 244L196 242H193V237L196 234ZM217 232H219V233H217ZM256 233L259 235H257ZM97 235H98V237H97ZM100 236H101V239H99ZM259 236H260V238H259ZM96 240L99 242H97ZM167 243H169V244H167ZM246 244L248 246H246ZM199 245H200V247H199ZM243 246H244V248H243ZM235 247H240V248L235 249ZM227 248H229L230 250H228ZM231 248H233V249L231 250ZM248 249H250L251 252L248 251ZM236 250H239V251L243 250V251H240V252L237 251L239 253H236ZM246 250L248 253L245 252ZM221 251H223V253ZM227 251H230V253L233 252V253H231V255H234L236 253L234 255L235 257L230 255V256H228L230 258H228L226 255L227 259H225L226 257H225L224 252H227ZM242 252H244V253H242ZM237 254H238V256H237ZM220 255L222 258H220ZM223 257H224V259H223ZM217 261H218V263H217Z\"/></svg>",
  "mask_w": 264,
  "mask_h": 264
}]
</instances>
